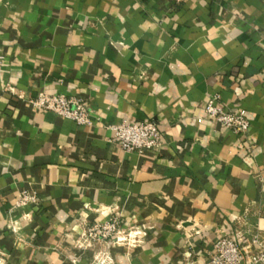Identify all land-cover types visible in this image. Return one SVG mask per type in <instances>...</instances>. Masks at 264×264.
Returning a JSON list of instances; mask_svg holds the SVG:
<instances>
[{
	"label": "crops",
	"instance_id": "crops-1",
	"mask_svg": "<svg viewBox=\"0 0 264 264\" xmlns=\"http://www.w3.org/2000/svg\"><path fill=\"white\" fill-rule=\"evenodd\" d=\"M42 91L85 98L93 124ZM214 95L248 136L206 116ZM127 119L164 145L123 150ZM110 218L126 240L89 245ZM237 232L264 245V0H0V264H207Z\"/></svg>",
	"mask_w": 264,
	"mask_h": 264
},
{
	"label": "built area",
	"instance_id": "built-area-1",
	"mask_svg": "<svg viewBox=\"0 0 264 264\" xmlns=\"http://www.w3.org/2000/svg\"><path fill=\"white\" fill-rule=\"evenodd\" d=\"M184 2L186 0H178ZM31 103L39 108L52 111L64 119L73 120L83 126H91L93 118L89 102L80 96L66 94H49L40 92ZM206 116L214 119L234 134L248 136L252 122L247 111H233L224 105L220 95H214L205 107ZM202 120V119H201ZM200 120V121H201ZM114 136L112 141L126 152L144 153L148 150H158L164 145V138L159 124L155 121L138 122L124 120L113 125ZM37 202L34 192L22 193L17 206H27ZM126 228L118 218H110L106 222H97L87 226L83 237L89 245L95 242H116L126 240ZM131 235V234H129ZM241 232L236 236H223L218 240L210 252L207 264H264V245L259 238L253 239L249 252L244 250L239 239ZM104 259H97L94 264H105Z\"/></svg>",
	"mask_w": 264,
	"mask_h": 264
}]
</instances>
